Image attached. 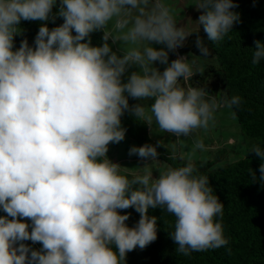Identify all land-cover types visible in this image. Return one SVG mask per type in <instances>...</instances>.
I'll return each instance as SVG.
<instances>
[{
    "label": "clouds",
    "instance_id": "1",
    "mask_svg": "<svg viewBox=\"0 0 264 264\" xmlns=\"http://www.w3.org/2000/svg\"><path fill=\"white\" fill-rule=\"evenodd\" d=\"M194 6L199 31L214 44L240 21L234 0ZM58 17L63 23L50 29ZM22 20L41 24L32 44L23 39L17 48ZM177 25L169 0H0V264H127L129 252L157 239L150 208L174 218L168 235L178 255L229 243L224 205L190 158L163 139L129 148L144 162L138 172L108 156L125 139V112L179 141L222 106L241 105L239 95L217 99L192 86L195 60H169L193 34L198 56L210 55L199 32ZM93 32L103 33L95 46ZM248 49L253 65L264 62V41ZM160 147L180 162L153 169ZM203 149L196 141L193 150ZM248 151L261 161L260 176L248 174L264 183V143ZM129 208L139 214L131 227L130 213L122 214Z\"/></svg>",
    "mask_w": 264,
    "mask_h": 264
},
{
    "label": "trees",
    "instance_id": "2",
    "mask_svg": "<svg viewBox=\"0 0 264 264\" xmlns=\"http://www.w3.org/2000/svg\"><path fill=\"white\" fill-rule=\"evenodd\" d=\"M234 3L239 5L234 11L240 14V21L222 41L215 44L208 41L202 28L193 31L199 32L210 49V55L201 58L213 60L214 64L190 81L192 86L207 87L219 99L224 95L242 98L238 108H230L245 142V157L220 168H214L212 162H194L200 172L209 176L210 185L224 205L220 219L229 243L218 249L193 252L190 256L178 255L168 235L173 230L174 218L159 208H150L149 216L159 218L157 239L144 249L129 252L127 264H264V183L253 181L248 174L251 169L259 177L261 163L255 153L248 151L250 143H264V62L253 65L248 49L254 47L255 41H264V0H234ZM56 11L53 8V12ZM47 23L51 29L63 23V19L58 17ZM40 24V21L22 20L19 25L24 27V33L14 38L15 46L18 48L23 39L31 45ZM102 35V32L91 34L94 46L101 43ZM194 41L195 34L187 37L178 52L200 57ZM129 103L137 101L130 98ZM121 122L127 129V138L137 146L156 142L149 134L148 125L137 122L127 112ZM158 152V160L166 165L180 162L168 160L169 153L164 147L158 148ZM124 213H130L126 221L129 227L139 219V214L132 208L122 210ZM25 243L31 245V241Z\"/></svg>",
    "mask_w": 264,
    "mask_h": 264
},
{
    "label": "rangeland",
    "instance_id": "3",
    "mask_svg": "<svg viewBox=\"0 0 264 264\" xmlns=\"http://www.w3.org/2000/svg\"><path fill=\"white\" fill-rule=\"evenodd\" d=\"M169 3L173 5V11L178 22V27L185 25L188 31L193 32L198 28L195 20L198 19L201 14L195 8L194 4L196 0H169ZM21 33L16 37H20L24 33V27L19 25ZM187 40V38H186ZM186 42V41H185ZM157 47H159L157 45ZM114 50L116 46H113ZM182 48V47H180ZM176 53L169 54V60L177 58V55H186L190 60H195L197 73L202 74L209 65H213V60H206L201 57H196L191 54H180L178 50ZM216 64V63H215ZM159 66V65H157ZM161 70H163L162 66ZM135 70V69H130ZM196 73V74H197ZM219 99V98H217ZM149 128V126H148ZM149 134L154 140L163 139L166 147L169 151L182 155L185 159L190 158L193 162H212L214 168L224 167L236 163L246 155V148L244 145V139L242 137L240 128L237 124L234 113L230 107L222 106L216 113L215 119L209 123L206 128L199 129L194 136L188 138H181L179 141L176 137L171 136L168 133H161L153 126V133L149 128ZM196 141H202L204 144L203 150H193ZM132 145L136 143L130 141L127 136L118 144H110L108 156L113 162H118L125 168V172H138L140 171L138 166H143V161L138 156H129L128 151ZM163 162L152 165L153 169L159 168L163 170L167 167ZM156 175V173H154ZM5 215L0 211V216ZM35 249H39L41 245L39 243L32 244Z\"/></svg>",
    "mask_w": 264,
    "mask_h": 264
}]
</instances>
